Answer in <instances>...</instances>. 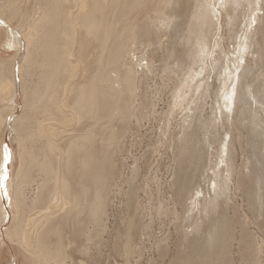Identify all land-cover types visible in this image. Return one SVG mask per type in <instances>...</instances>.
Masks as SVG:
<instances>
[{
	"label": "bare ground",
	"instance_id": "6f19581e",
	"mask_svg": "<svg viewBox=\"0 0 264 264\" xmlns=\"http://www.w3.org/2000/svg\"><path fill=\"white\" fill-rule=\"evenodd\" d=\"M155 74L175 128L171 206L151 213L175 238L155 264H234L233 227L240 264L260 263L264 194L250 221L231 193L264 180V0H0V264H144L146 186L122 142L153 113Z\"/></svg>",
	"mask_w": 264,
	"mask_h": 264
},
{
	"label": "rangeland",
	"instance_id": "374dc122",
	"mask_svg": "<svg viewBox=\"0 0 264 264\" xmlns=\"http://www.w3.org/2000/svg\"><path fill=\"white\" fill-rule=\"evenodd\" d=\"M138 54H140V53H138ZM172 59H173V57L170 58V61H172ZM9 63H11V62L9 61ZM149 79H148L149 80L148 86L150 87V91L153 90L155 92V93L153 91L148 92L149 94L152 93L154 95V106H153V111H152L153 113L150 114L149 120L145 121V123L142 125V128L140 127L141 129L139 130V133L134 134L133 136H132V134H130L129 137L127 136L128 138H126V139L123 138L122 145L125 144L126 149H125V151H123V154H122V156H124V161H125L124 162L125 167L122 170L124 173H127L128 169L134 165V161H136V159H138L137 161L140 163V164L137 163L138 167H139V178L141 177L140 178L141 183L144 181L143 184H141V183L140 184H141V186L142 185L146 186L145 188L147 190L146 191L144 187H143L144 189L141 187L142 189H140V191H139L140 194L138 192V205H140V209H141V211H143V214L146 213L147 215H149V213H150V215H152V217L150 218L149 217L150 215L147 216L145 214L146 216L144 217V220H143V226H144L143 230L146 232L147 235L144 234L145 237L143 236L142 239L139 241V244H138L139 248L142 247V248H140L141 252H142L141 257H140L142 259H140V261H142L144 264H148V260H150V258H151L152 262H150V263L155 264L156 262L160 263V260H161L159 255H158V244L156 242H158L163 237H168L170 239V242H172L174 240L173 238H175V233L173 231L174 221L171 220L172 218L170 217V214L167 215L168 217L167 216H163V217L158 216L157 217L154 214H151L154 212L153 208H155L156 205L158 204V202H160V201L164 202L165 205H167L169 208L171 206V203H170L171 202V199H170L171 198L170 197L171 196V189L168 188L171 176H170V173H168V172H170L171 166L169 167V165L172 163V157H171V153H170L171 150H169L170 148H168V141L170 138V133L172 131H174L175 128L173 126L172 129H169V130H171L170 132H169V130L166 131L165 130L166 128L162 129L164 126V123H165L163 120L166 119L165 118L166 116L163 114V110H165L166 105L168 103V100L170 98L169 96H170L171 83H167L168 86L166 83L163 84V82L160 80L161 78L157 74H155V77L154 76L152 78L149 77ZM163 85H165V86H163ZM169 85H170V87H169ZM149 87H148V90H149ZM152 94H150V95H152ZM21 99H23V98H22L21 93H19V99H18L19 108L17 109L18 113H20V111L23 110V108H22L23 103H22ZM0 106L2 107L0 110L1 111L0 115H3L7 111V108H6L7 106H5V104L0 105ZM161 113L165 116L164 118L162 117L163 122H160L161 118L159 116L161 115ZM154 114H156V115H154ZM179 117H180V113L176 114V116L173 117L174 120L172 119L170 124L173 125V123L175 121H177V119ZM158 118H160V119H158ZM172 121H173V123H172ZM162 124H163V126H162ZM159 127H160V129H159ZM165 133H167V134L165 135ZM160 136H161V138H160ZM5 139L7 142L8 136H6ZM215 144H217V140H216ZM149 146H150V149H148ZM154 148H156V150ZM248 151H249L248 144L243 143V145H242L243 154L246 155V153H248ZM240 156L238 158V161H240ZM144 158H146V159H144ZM151 177L153 180L151 179ZM149 179L152 181L148 182L147 180H149ZM145 181L147 183H145ZM122 187H124V184L122 185ZM142 190L145 191L146 193L142 192ZM245 190H248V193H245ZM245 190L235 191V192L232 191L231 200L233 202H235V204L239 207L240 214L248 217L250 219V221H252V219H251L252 215H250L251 211L247 210L248 206H247L246 198L248 196H254L257 192L264 194V180L258 181L257 184H256V182L251 183L250 188L245 189ZM148 193H149V195H148ZM118 194L119 193H117L114 197L116 201L113 198V201H112L113 206L112 207L114 210H117V209H118V211L120 210V212L126 211V209L123 207V204L121 203V201H123L124 198H122V196H120L121 194H119V196H118ZM118 201H119V203H118ZM144 206H146V207H144ZM152 206H153V208H152ZM152 209H153V211L151 212ZM229 215L231 216V213H229ZM223 216H225V214H223ZM149 218L150 219L153 218V219L149 220ZM147 223L148 224L150 223V225H147ZM146 226H148L147 227L148 230L146 229ZM219 227H220V229H222V226H219ZM146 230L149 232L147 233ZM230 230L233 232V237L228 243V251H230L232 253V257L234 256L233 257L234 264H240V260H239V257L237 255L239 228L233 227ZM248 230L252 234V238L254 241L255 240H258L260 242L262 241V248L261 249L263 251L261 252V255H260V263L259 264H264V230L262 231V229L260 228V230L262 231L261 232L259 230V228H257L255 225H252V224H250ZM141 243L143 246L141 245ZM156 244H157V246H156ZM171 244H172V247H174L173 243H171ZM155 246L157 248H155ZM102 250H105V248ZM106 251H104V252H106ZM74 260L76 262L75 264H82L83 262H87L86 264H90L88 259L85 256L75 254ZM108 260L109 259H103V260L101 259V262L102 261L103 262L101 263L99 261V264H111V263L114 264L115 261H117L118 264H122V260L120 258H118L116 260L112 259V261L109 260L110 262ZM170 260H171V258H167L168 262ZM167 261H166V263H167Z\"/></svg>",
	"mask_w": 264,
	"mask_h": 264
}]
</instances>
